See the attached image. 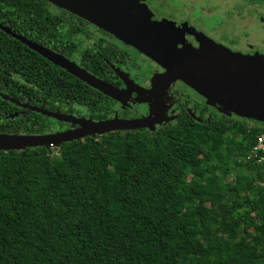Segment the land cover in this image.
<instances>
[{
  "label": "trees",
  "instance_id": "1",
  "mask_svg": "<svg viewBox=\"0 0 264 264\" xmlns=\"http://www.w3.org/2000/svg\"><path fill=\"white\" fill-rule=\"evenodd\" d=\"M53 14L0 0L1 52ZM204 121L0 149V264H264V125Z\"/></svg>",
  "mask_w": 264,
  "mask_h": 264
},
{
  "label": "flooded vegetation",
  "instance_id": "2",
  "mask_svg": "<svg viewBox=\"0 0 264 264\" xmlns=\"http://www.w3.org/2000/svg\"><path fill=\"white\" fill-rule=\"evenodd\" d=\"M129 2L144 4L157 20L171 23L179 39L177 49L198 48L201 37L206 35L233 51L264 58V0H235L230 7L222 6L217 0ZM44 3L54 13L52 17L46 23L33 26L32 33L22 26L20 36L61 55L68 63L113 86L120 93L119 98L110 97L89 86L51 62L38 49L18 39L26 44L25 48L15 41L9 43L13 47L3 50L7 53L0 49V135L55 133L77 128L78 121L82 119H140L154 108L157 122L108 132H150L181 121L188 124L192 120L205 122V119L216 115L240 118L221 113L215 105L179 79L164 90L152 92V77L164 72V67L102 26L47 0ZM229 27L235 30L231 34ZM65 35L67 39L63 38ZM183 58L192 61L190 56L183 55ZM49 63L58 66L61 69L59 73L52 72ZM29 82L28 88L26 83ZM2 94L15 100L5 99ZM40 109L65 114L71 120H58Z\"/></svg>",
  "mask_w": 264,
  "mask_h": 264
},
{
  "label": "water",
  "instance_id": "3",
  "mask_svg": "<svg viewBox=\"0 0 264 264\" xmlns=\"http://www.w3.org/2000/svg\"><path fill=\"white\" fill-rule=\"evenodd\" d=\"M47 1L113 32L164 67V72L152 77V92L164 90L179 79L215 105L221 113L253 119L264 125V58L260 55H245L232 51L205 36L201 39L199 48L177 49L179 39L176 33L173 32V38L164 33L165 25L168 26V23L165 20H157L147 7L142 8V5L132 2L130 4V0ZM1 27L29 46L38 49L51 62L71 72L89 86L110 97L119 98L117 89L113 86L68 63L61 55L26 41L9 28ZM206 49L210 51L209 57H206ZM176 52L190 56L192 61L187 58L177 59ZM155 109L140 119L112 118L100 121L82 119L78 121L77 128L55 133L0 135V149L58 145L86 135L95 136L105 131L145 126L158 121L155 119ZM40 110L58 120H71L65 114Z\"/></svg>",
  "mask_w": 264,
  "mask_h": 264
},
{
  "label": "rangeland",
  "instance_id": "4",
  "mask_svg": "<svg viewBox=\"0 0 264 264\" xmlns=\"http://www.w3.org/2000/svg\"><path fill=\"white\" fill-rule=\"evenodd\" d=\"M222 6L223 5H227V6H231V3H233V2H235V0H217ZM142 8H146V5H144V4H142ZM167 22V21H166ZM168 23V22H167ZM174 24V23H173ZM172 26V24L171 23H168V26L167 25H165V29H164V33L165 34H168V35H170V37L171 38H173V32H175V30H174V28H172L171 27ZM229 29H230V33L229 34H231V33H233L235 30L232 28V27H229ZM176 33V32H175ZM177 35V34H176ZM203 36H205V37H207L206 35H203ZM207 38H209V37H207ZM210 39V38H209ZM212 40V39H211ZM229 45H231V43H230V41H229ZM230 49V48H229ZM233 51V50H232ZM237 52V51H236ZM205 53L207 54V56L206 57H209V55H210V51L208 50V49H206L205 50ZM241 53V52H240ZM245 55H247V54H245ZM176 56L178 57L177 59H183V55H181L180 53H178V52H176ZM262 57V56H261ZM212 66H214V67H217V66H215V65H212ZM117 93L118 94H120L118 91H117ZM128 101H130V103L132 102L133 103V100H131L130 99V97L128 96V95H125L124 96ZM137 100V99H136ZM139 101H141V100H139Z\"/></svg>",
  "mask_w": 264,
  "mask_h": 264
},
{
  "label": "built area",
  "instance_id": "5",
  "mask_svg": "<svg viewBox=\"0 0 264 264\" xmlns=\"http://www.w3.org/2000/svg\"><path fill=\"white\" fill-rule=\"evenodd\" d=\"M247 157L254 158V160L258 161L264 168V132L258 135Z\"/></svg>",
  "mask_w": 264,
  "mask_h": 264
},
{
  "label": "clouds",
  "instance_id": "6",
  "mask_svg": "<svg viewBox=\"0 0 264 264\" xmlns=\"http://www.w3.org/2000/svg\"><path fill=\"white\" fill-rule=\"evenodd\" d=\"M233 115V114H232ZM231 116V115H230Z\"/></svg>",
  "mask_w": 264,
  "mask_h": 264
}]
</instances>
